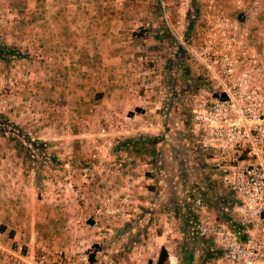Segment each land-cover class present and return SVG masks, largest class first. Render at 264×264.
<instances>
[{"label":"rangeland","instance_id":"1","mask_svg":"<svg viewBox=\"0 0 264 264\" xmlns=\"http://www.w3.org/2000/svg\"><path fill=\"white\" fill-rule=\"evenodd\" d=\"M5 48L19 54L0 56V264H125L133 246L150 264L143 210L151 216L170 194L189 207V184L211 157L191 112L216 85L203 62L244 50L264 105V0H0ZM58 191L114 207L97 218L85 202L52 219ZM168 223L165 264H216L205 238L188 262V232Z\"/></svg>","mask_w":264,"mask_h":264},{"label":"built area","instance_id":"2","mask_svg":"<svg viewBox=\"0 0 264 264\" xmlns=\"http://www.w3.org/2000/svg\"><path fill=\"white\" fill-rule=\"evenodd\" d=\"M244 54L242 50V58L235 61L223 55L203 62L216 85L204 91L207 99L203 95L194 99L191 108L196 142L211 155L217 180L230 194L219 200L226 211L220 219L209 212L198 193L189 200L196 216L194 234L212 241L216 264H264V105L258 107L255 102ZM236 70L239 74L233 77ZM130 252L125 264H144L140 247L133 246ZM211 254L210 248L207 255Z\"/></svg>","mask_w":264,"mask_h":264},{"label":"crops","instance_id":"3","mask_svg":"<svg viewBox=\"0 0 264 264\" xmlns=\"http://www.w3.org/2000/svg\"><path fill=\"white\" fill-rule=\"evenodd\" d=\"M101 83H103V82L101 81ZM110 83H113V82H110ZM110 87L112 88L113 85H110ZM130 100H135V98H131L130 97ZM210 161L212 162V160L210 158H208V157L204 159V163H206L207 165L205 164L201 168L202 169L201 171L203 172L202 173L203 181L205 179L208 182H212L213 180H215L217 178V176L215 174L216 173V168H214V166L210 163ZM204 163H202V164H204ZM109 193L112 194L111 191H109ZM149 193H150V191H149ZM159 193H161V191H159ZM47 194H48V192H47ZM58 195L59 196L61 195L63 197H59L57 202H55L51 206L49 205V207H48L49 209H53L54 205H55V207L57 206L58 217L54 216V218H53V215H52V217H51L52 219H55V218L60 219L61 218L62 220H64L67 210H69V211L72 210V209L79 210V209H82L81 207H85V206L89 207V210L93 211V217H97V214L95 212H97L99 210H105L106 211L108 208L110 209V208L114 207V200L111 201L112 198L109 199V201L107 203H102V202L101 203H96L95 200H93L92 198H89V199H87V201H81L80 200V201H76V204H74V203H72L70 201H67V199L65 198V193H62L61 191H58ZM190 195L192 196V192H190ZM85 202H86V205L81 206L78 209V206L83 205ZM150 205H153V203L150 204ZM171 210L172 209L167 207L166 204H164L163 206L154 205V210H153V213H152L151 216H150L151 213L149 214V216H146L145 215L146 209L143 210L144 212L142 213L143 217L141 218V220L145 221L146 225H148L149 227L152 226V229H150L148 227L151 231H153V233L150 232V235H149L148 238L153 240V243H152L153 245L154 244L156 245V247H155V245L153 246L154 247L153 250H155V253H154V256L150 257V264H157L156 259H157V256H158L159 249L162 246L166 250V254L168 253L167 248L165 247V245H161V244H164L165 243L164 241H172L173 240V239H166L167 237L165 236V233L163 231L164 227L167 225L166 224V220L169 222L168 223L169 225H172V226H175L176 224L179 225V221H178L177 217L173 214V212ZM210 211L211 210H209V212ZM160 215H162V216L164 215V216L162 217ZM1 216H3V214H0V217ZM105 218H106V220L108 219L107 218V214H106ZM161 223H162V225H161ZM147 241H148V239L146 240V242ZM168 257H170V256H168Z\"/></svg>","mask_w":264,"mask_h":264},{"label":"trees","instance_id":"4","mask_svg":"<svg viewBox=\"0 0 264 264\" xmlns=\"http://www.w3.org/2000/svg\"><path fill=\"white\" fill-rule=\"evenodd\" d=\"M3 53H6L7 55H11V56H16L19 53H17L14 49H0V56H2ZM205 180V179H204ZM208 182V181H207ZM212 183L208 182L206 183L203 181H191V184H189V195H187V199L188 201L191 198L190 195V190L195 191L196 193H198L199 195H201L205 200L209 199L210 203H219L220 205V199L222 197V193L218 192L217 190H213L212 188ZM174 186L173 184L171 186L167 187V190L170 189L171 193H173L174 191ZM164 191H166L165 188H163ZM174 194V193H173ZM224 196V195H223ZM208 201V200H207ZM181 199L177 198L175 195L170 194V199H169V205H167V207L171 208L173 214L177 217L178 221H179V225L182 229H184L183 231L185 233H187V238H185L184 241H186L185 243H182V247H185V253L187 254V260L188 262L191 259V248H195L197 245V243H200L199 237L197 235L194 234L193 230V226L195 224L196 221V216L193 214V212L190 210V208L188 207V205L181 203ZM184 204V205H183ZM217 208V207H215ZM192 246V247H191ZM209 251V248L206 250V253ZM167 260V255H166V250L161 247L159 249L158 252V256L156 259L157 264H165Z\"/></svg>","mask_w":264,"mask_h":264}]
</instances>
